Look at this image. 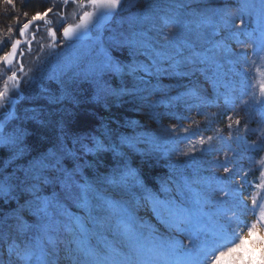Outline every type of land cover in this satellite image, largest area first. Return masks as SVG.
Masks as SVG:
<instances>
[{
    "label": "snow or ice",
    "instance_id": "6c2138e0",
    "mask_svg": "<svg viewBox=\"0 0 264 264\" xmlns=\"http://www.w3.org/2000/svg\"><path fill=\"white\" fill-rule=\"evenodd\" d=\"M26 2L22 0V3ZM75 2L77 0H63L65 8ZM79 3L82 7L91 6L92 11L83 12L78 23L64 26L62 36L81 40L93 29H96L97 34L89 37L90 43L86 48L50 73L44 71L48 57L36 61L33 73L28 77L31 82L35 74L40 75V87L32 101L36 107L26 112L21 119L9 111L7 80L0 89V112L3 113L0 114V156L3 157L0 159V249L5 250L6 264H100L98 258L84 259L91 257L92 253L86 246L83 233L76 242L77 250L83 256L76 254L71 243L67 248L60 246L54 236L58 231L55 216L61 206L60 199L73 200L78 206L87 209L90 207V194L95 193L96 198L102 199L97 185L143 187L141 177L148 179L155 169L158 155L162 153L170 156L173 151L177 152L178 158L195 159L199 156L202 167L222 168L224 175L212 173L213 183L173 169L171 174L161 179L160 190L175 193L173 198L160 201L151 194L148 198L156 210H167L169 226L185 232L188 240L179 244L155 241L124 224L123 231L131 248V253L126 256V264H218L226 252L233 251V248L226 246L235 239V229L231 228V224L242 203L238 193L246 190L247 173L240 175L241 161L247 152L264 148V84L260 86L259 96L254 92L242 91L241 94L248 98L241 99L239 104L258 112L257 127H250V116L247 120L237 116L234 121L236 127H233L229 118L227 137L220 130L207 138L202 133L196 136L199 121L195 120L191 124L196 126V131L191 126L181 127L179 123L170 125L164 130L169 135L164 137L163 145L157 138L112 139L113 133L102 121L100 127L94 128L92 132L80 133L96 123L95 114L89 112L86 106L89 92L97 104H107L110 98L119 99L132 94L126 85L111 87L108 83L110 78L119 77L123 80L126 74L134 75L137 72H143L149 77L167 75L175 78L182 75V70L190 65L204 64L219 70L223 67L222 61L238 67L246 75L248 68L256 65L257 61L264 64V0H235L234 3L233 0H208L195 7L174 0L165 16H160L157 0H87L86 4L79 0ZM52 11V8L37 11L30 18L24 12L23 23H20L19 17L16 18L18 38L11 40L10 50L0 55L3 70L11 72L8 79L16 82L14 94L20 93L21 81L17 77L24 71L22 58L25 52L21 49L26 44L31 52V45L35 42V35L31 40L25 37L34 27L46 22ZM185 13L188 18L182 19ZM117 17L120 18V27H108V23ZM66 18L60 17L59 23L63 24ZM81 29L85 31H79ZM48 31L55 38L61 29L57 27L54 31L50 28ZM181 31L193 34L196 39L177 43L176 38ZM8 32L13 33V28L9 27ZM197 41H203L208 47L198 50ZM7 42H0V48ZM61 43L68 47L66 40ZM119 48L142 54L148 62L125 64L109 52V49ZM17 56L21 58L19 64ZM13 68L16 70L13 71ZM216 75L217 79L211 81L213 88L217 85L219 72ZM209 79L205 75V81ZM207 92L206 88L192 86L191 94L201 101H207ZM141 99L150 106L156 104V101H147L146 97ZM226 104L233 109L237 107L235 98L226 99ZM188 111L191 112V107ZM197 115H204L206 122L211 124L208 119L210 114L203 113L199 107ZM176 119L179 121L190 117L181 115ZM249 134L256 135L251 143L246 140ZM182 141H187L183 151L168 146ZM138 143L149 146L139 151L136 149ZM136 151H139V158L133 167L132 158ZM88 155L93 157L92 162L81 163V157ZM25 160V166L14 172L7 171L14 164ZM69 160L73 161L74 166L65 168L64 164ZM84 167L95 168L93 181L80 182L76 179ZM237 176L240 177L239 186L235 180ZM49 185H59L61 191L45 195L48 190L46 186ZM193 185L200 187L196 189ZM216 192L220 195L214 199ZM181 195L183 200L180 199ZM186 201L193 202L198 211L194 213ZM106 203L112 206L111 202ZM252 203L260 208L259 220L264 222V204L255 200ZM6 204L7 208L4 207ZM209 204L226 206L217 213L218 216L233 212V216L228 217L227 225L213 221L211 217L207 224L203 223L206 214L199 209ZM243 223L247 227V221ZM248 231H255V223ZM259 242L264 244V238H260ZM253 259L249 254L247 264H251ZM244 261L243 255L233 258V264ZM260 264H264V249L261 251Z\"/></svg>",
    "mask_w": 264,
    "mask_h": 264
},
{
    "label": "rangeland",
    "instance_id": "374dc122",
    "mask_svg": "<svg viewBox=\"0 0 264 264\" xmlns=\"http://www.w3.org/2000/svg\"><path fill=\"white\" fill-rule=\"evenodd\" d=\"M157 2L160 5V16L168 14L174 4V0H157ZM180 2L195 7L198 4L207 3L208 0H180ZM234 2L235 0H233ZM22 5H26L24 11H20L22 10ZM63 5L62 3L61 6ZM8 7L10 8L8 9L9 11L5 10ZM51 7V0H27L26 3H22V0H12L11 4L9 0H0V42L8 41L0 48V55L10 50L11 40L18 38L17 17L20 18V23H22L24 21L23 12H27L28 18H30L35 12H43ZM84 9L85 7H83L82 11H79L80 8L78 7L75 15L68 13L67 16L70 15L69 17L73 24L78 23L77 21L75 22V17L83 15ZM87 11H92L91 6H88ZM180 11L183 13V10ZM181 18L187 19V14H183ZM119 20L120 18L117 17L114 21L108 23L107 26L113 29L119 28ZM9 27L13 28V33L8 32ZM35 31L36 27L34 31H30L27 34L25 39L31 40L33 35H35L33 33ZM105 31L107 32V28ZM47 33L50 35L49 31ZM96 34V29H93V33L85 39L68 41V47L61 43L62 37L60 33L55 38L50 35L52 38L50 42L55 43H51L49 46L46 45L44 54L35 59L31 66L24 67V71L19 73L17 79L21 81L19 85L20 93L14 95L15 101L9 111L14 112L16 116L23 119L26 112L36 107L32 101L40 87V75L39 73L35 74L31 82H29L28 77L32 75L38 59L48 57V63L44 71L50 73L54 68L76 55L78 51L86 48L90 43L89 37H95ZM44 38L46 39V35ZM186 39L191 41L196 38L193 34L181 31L176 38V42L180 43ZM197 46L198 50L201 51L208 47L203 41H197ZM233 47H235L234 44ZM21 50L24 52L28 51V45L25 44ZM109 52L113 57L118 58L125 64L148 62L144 55L134 54L127 48L109 49ZM20 60L21 58L17 56V64H19ZM222 64L223 67L219 70L204 64L190 65L187 69L182 70V75L175 78H169L167 75L149 77L143 72H137L134 75L126 74L123 80L119 77L110 78L108 83L111 87L126 85L132 91V94L122 96L119 99L110 98L107 104L104 102L97 104L91 99V93L89 92L86 106L89 112L95 114L96 123L91 128L82 130L80 134L83 135L85 131L92 132L94 128H99L102 121L113 133L112 139H118L119 137H134L140 140L157 138V141L163 145L165 144L164 137L169 135L164 130L174 123H179L181 127L191 126L196 131V126L192 125L191 121H199V129L196 131V136L202 133L205 138L216 135L217 130H220L221 134L227 137L226 126L230 122L229 118H231L233 127H236L234 121L237 116H242L246 120L250 116V127L256 128V121L259 119L258 112L251 108L239 106V104L241 99L248 98L247 95L241 94L242 91L246 93L254 92L259 96L260 86L264 84V64L257 61L256 65L248 68L246 75L238 67L230 65L226 61H222ZM165 67H167V63ZM1 68L0 65V89L4 87L6 80L7 84L9 81L12 82V80L8 79L11 75L10 71L5 74L6 76L3 75L1 77ZM15 70L14 68L13 71ZM217 72H219V78L216 87L213 88L211 81L217 79ZM205 75L210 78L207 82L205 81ZM193 85L201 89H208L207 101H201L191 94ZM14 87H17L16 82ZM142 97H146L147 101H156L155 106H150L148 102H142ZM234 98L237 105L235 109L226 104V99L231 100ZM189 107H191V112L188 111ZM197 107L203 113L210 114L208 117L211 120L210 125L206 122L204 115H197ZM0 114L3 113L0 112ZM181 115H187L190 119L177 121L176 117ZM24 123H27V121H24ZM240 127L243 128V124ZM180 135H184V133H180ZM195 138L192 137V139ZM255 139V134H249L246 137L249 143ZM186 144L187 141H182L169 144L168 146L183 151ZM148 146L145 143H138L136 144V149L143 151ZM197 147H200V145L197 144ZM125 150L127 151V149ZM139 151L133 153V167L136 166L135 160L139 158ZM252 153L251 151L247 152L241 161L240 175L243 176L247 173L245 179L246 190L238 193V199L242 203H240L239 209L236 210V218L233 219L231 224V228L235 229V239L226 246L233 248V251L231 253L226 252L225 256L220 258L218 264H233V258L238 255L245 257V261L239 262V264H247L249 254L254 257L251 264H260L261 251L264 249V244L259 241L260 238H264V222H260L261 210L259 207H255L252 201L255 200L260 204H264V148H261L255 155ZM110 158L111 154H109ZM211 158L205 157V159ZM92 159L91 155L82 156L81 163L87 162L90 164ZM26 164L27 160L16 163L7 171L14 172ZM201 165L202 161L199 156L195 157V159H187L184 157L178 158L176 151H173L170 156L161 153L158 155L155 169L150 176H153L161 184V179L171 174L173 169L183 172L185 175L190 174L193 178L199 176L203 181L211 180L213 183L214 177L212 173L218 176L224 175L222 168H206ZM73 166L74 163L71 160L64 164L65 168ZM95 171V168L84 167L76 179L80 182H83V180L93 181V173ZM101 171H103V167ZM253 172H255V177L252 175ZM239 179V176L235 177L237 186H239ZM46 187L48 190L44 193L45 195H51L54 191L56 193L61 191L59 185ZM193 187L198 189L200 186L193 185ZM97 189L102 199L96 198L95 193L90 194V207L87 209L78 206V203L73 200L60 199L61 206L56 210L55 216L58 231L54 233V236L62 248H67L69 243H71L76 254L83 256L77 250L76 243L83 233L86 238V246L92 253L91 257H84V259L95 260L98 258L100 264H126V256L131 253V248L123 231L124 224H128L134 230L143 233L145 237H150L155 241L176 244L187 242L188 236L185 232L177 231L169 226L166 219L167 210L164 208L156 210L152 201L148 198L149 194H151V196L156 197L160 201H164L172 199L175 193H164L160 190L161 186L157 193H153L150 188L131 185L126 188L97 185ZM219 195L220 193L216 192L213 198L215 199ZM180 199L183 200L184 197L181 195ZM106 201L111 202L112 206L110 207ZM12 204L14 206L15 202L13 201ZM186 204L194 213L198 211L193 202L186 201ZM4 207L7 208L8 205L6 204ZM225 208L226 206L217 204L202 205L199 210L206 214L203 223L207 224L209 217H211L213 221L227 225L228 217L233 216V212H226L223 216L217 215L218 212ZM143 209L149 212L153 218L152 221L144 218ZM238 221L240 222L239 227H237ZM244 221H247V227L244 226ZM29 222L31 223V220ZM253 223H255V231L249 233L248 228ZM209 226L211 225L209 224ZM201 239H203V236ZM234 245L240 246L234 247ZM0 264H6L5 250L2 249H0Z\"/></svg>",
    "mask_w": 264,
    "mask_h": 264
},
{
    "label": "trees",
    "instance_id": "16d2710c",
    "mask_svg": "<svg viewBox=\"0 0 264 264\" xmlns=\"http://www.w3.org/2000/svg\"><path fill=\"white\" fill-rule=\"evenodd\" d=\"M51 2H52V7H53L52 10H56V11L58 10V13H60L63 0H51ZM85 2L87 3V0H83L84 4H85ZM25 6L26 5H22V7H21L22 10H20V11H24ZM78 7L80 8L79 11L83 10V7L80 6L79 0H77V2H75V3H69L67 5V7L65 8V15H68V13H72V14L76 13ZM8 9H10V8L9 7L5 8V10L9 11ZM53 17H59V14H57L56 16L54 15ZM56 20H57V23L59 24V19H56ZM49 29H50V27H45V28H40L38 30V33L35 36V42L31 45V48H32L31 52L25 51V55L22 58L24 67L31 66L32 63H34L33 61H35V59H37L39 56L44 54V51H45L44 47L46 45L49 46L52 43V42H50V35H48V33H47ZM34 30H35V27L33 28L32 31H34ZM45 35H46V39L44 38ZM48 36H49V38H48ZM53 44H54V42H53ZM1 67H2L1 68V77H3V75L8 74V72L3 70V65H1ZM12 70H14V68ZM14 83H15V80H12V82L9 81L7 84L8 89H9V96H10V99L8 100L9 108L13 107V104L15 101L14 90L16 89V87H14ZM257 152L258 151H254L252 154L255 155V153H257ZM2 158L3 157L0 156V159H2ZM254 171H256V170H254ZM252 175H253V177H255L256 176L255 172H253ZM141 180H142L143 185H144L143 187L144 188H150L152 191L159 190V187L161 186V184L159 182H157L153 176H150V175H149L148 179H144V177L142 176Z\"/></svg>",
    "mask_w": 264,
    "mask_h": 264
},
{
    "label": "flooded vegetation",
    "instance_id": "af4514ba",
    "mask_svg": "<svg viewBox=\"0 0 264 264\" xmlns=\"http://www.w3.org/2000/svg\"><path fill=\"white\" fill-rule=\"evenodd\" d=\"M51 8H53V7H51ZM61 8H62V9H61V12H60V13H58V10H57V11H56V10H53L52 13L48 16L47 21H46V22H41V24L37 25V26H36V31L33 32V33H35V35H36V34L38 33V30H39L40 28L50 27L51 29H53V30L55 31L56 28L59 27V28L61 29L60 34H61L62 40H66V42H68V41H72V40H67V39H65V38L62 36V28H63L64 26H68V25H71V24H73V23H72V21H71V18H70L69 16L65 15V6L63 5ZM87 8H88V6L85 7L84 10L87 11ZM57 14H59V17H53L54 15L56 16ZM64 16H66L67 18L64 19L63 24H60V23L58 24L56 19H60V17H64ZM79 17H80L79 15H77V16L75 17V22H76V21L79 22ZM81 30H83V29H81ZM81 30H79V31H81ZM92 33H93V30H92L91 32H89V35H91ZM89 35H88V36H89ZM50 39L52 40L51 37H50ZM52 43H53V42H52ZM54 43H55V42H54Z\"/></svg>",
    "mask_w": 264,
    "mask_h": 264
},
{
    "label": "bare ground",
    "instance_id": "6f19581e",
    "mask_svg": "<svg viewBox=\"0 0 264 264\" xmlns=\"http://www.w3.org/2000/svg\"><path fill=\"white\" fill-rule=\"evenodd\" d=\"M143 215H144L145 219L152 221L153 218L151 217V215L149 214V212L147 210L143 209Z\"/></svg>",
    "mask_w": 264,
    "mask_h": 264
},
{
    "label": "water",
    "instance_id": "95a60500",
    "mask_svg": "<svg viewBox=\"0 0 264 264\" xmlns=\"http://www.w3.org/2000/svg\"><path fill=\"white\" fill-rule=\"evenodd\" d=\"M81 31H85L84 29L83 30H81ZM89 35V32H87V35H85L84 37H82V39H84V38H86L87 36ZM65 39H67V40H74V37H68V38H65Z\"/></svg>",
    "mask_w": 264,
    "mask_h": 264
}]
</instances>
